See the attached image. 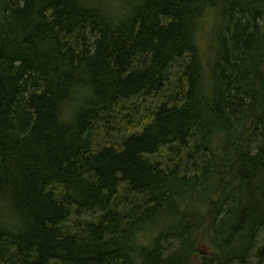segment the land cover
I'll use <instances>...</instances> for the list:
<instances>
[{
  "label": "trees",
  "instance_id": "16d2710c",
  "mask_svg": "<svg viewBox=\"0 0 264 264\" xmlns=\"http://www.w3.org/2000/svg\"><path fill=\"white\" fill-rule=\"evenodd\" d=\"M253 261L264 0H0V264Z\"/></svg>",
  "mask_w": 264,
  "mask_h": 264
},
{
  "label": "rangeland",
  "instance_id": "374dc122",
  "mask_svg": "<svg viewBox=\"0 0 264 264\" xmlns=\"http://www.w3.org/2000/svg\"><path fill=\"white\" fill-rule=\"evenodd\" d=\"M115 4H117L118 1L120 0H109ZM215 28L218 27V25L216 26V22L213 19V14L209 15L206 19V23H205V27L204 30L199 38V42H200V48L202 51V54H204L206 57H209V53H210V45L213 44V39H212V35H211V30L214 27ZM159 98L155 97V96H150L147 99V106H151L156 104V101H158ZM86 215H81L79 214V216H76L74 218L71 219L70 224L71 225H79L81 224L84 220H85ZM200 251L202 252V254L204 256H208L209 254H211V251L209 250V248L206 245H203L200 247ZM251 264H257L255 261L251 262Z\"/></svg>",
  "mask_w": 264,
  "mask_h": 264
}]
</instances>
